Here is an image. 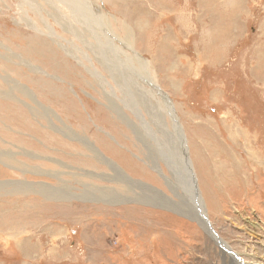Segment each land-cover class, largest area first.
<instances>
[{
	"label": "rangeland",
	"instance_id": "1",
	"mask_svg": "<svg viewBox=\"0 0 264 264\" xmlns=\"http://www.w3.org/2000/svg\"><path fill=\"white\" fill-rule=\"evenodd\" d=\"M263 233L264 0H0V264L248 262Z\"/></svg>",
	"mask_w": 264,
	"mask_h": 264
},
{
	"label": "bare ground",
	"instance_id": "2",
	"mask_svg": "<svg viewBox=\"0 0 264 264\" xmlns=\"http://www.w3.org/2000/svg\"><path fill=\"white\" fill-rule=\"evenodd\" d=\"M139 60V59H138ZM142 62V61H141ZM245 75V74H244ZM147 77V76H146ZM145 78V77H144ZM147 79H148V83H149V85L152 87L151 89H149V90H151V91H155V86H154V84L152 83V81H151V79L149 78V76L147 77ZM146 79V80H147ZM132 80L133 81H136L137 82V78L135 77L134 79L132 78ZM139 86L141 87V84L139 83ZM154 87V88H153ZM142 88L144 89V87H143V85H142ZM157 90V92H158V94H159V90L158 89H156ZM147 91V90H146ZM143 96V95H142ZM162 96H163V94H162ZM144 97L145 98H147V99H149L147 96H145V94H144ZM163 98L166 100V102L168 103V99H167V97L164 95L163 96ZM144 100V99H143ZM149 106H146L147 107V114L150 116L149 118H150V120H151V123H154L153 122V119L151 118V116L152 117H155V119H156V121L159 123V124H163V122H164V120H163V115H162V112H163V110H162V107L160 106V103H159V101H156V98L155 99H149ZM148 102V101H147ZM169 104V103H168ZM156 110V112H150V111H152V110ZM141 118V117H140ZM139 118V119H140ZM171 120H173L174 121V118H170ZM208 121V120H207ZM144 123V122H143ZM148 124H149V122H148ZM147 124V125H148ZM233 126V125H232ZM148 127H149V129L151 128L149 125H148ZM232 128V127H231ZM240 128V127H239ZM151 130H152V128H151ZM233 130V129H232ZM177 134H181L180 132H179V130H178V128H177ZM234 131V130H233ZM240 135V134H239ZM247 135V134H246ZM246 138H247V136H246ZM234 139V138H233ZM248 139V138H247ZM182 140H183V137H180V144L181 145H183L184 146V149H185V146H186V144L184 143V140H183V142H182ZM233 141V140H232ZM151 143V142H150ZM170 145V144H169ZM252 145V144H251ZM250 145V146H251ZM249 146V147H250ZM165 147V146H164ZM167 147H168V145H167ZM169 148V147H168ZM252 148V147H251ZM251 148H249V150L251 149ZM186 150V149H185ZM186 152V151H185ZM250 153L249 154H252V153H254V151H253V149L251 150V151H249ZM255 154H257V153H255ZM163 155V154H162ZM169 155V154H168ZM173 155V154H172ZM164 156V155H163ZM174 157V159L175 160H173L170 156H168L167 157V160H173L174 162H177V157L176 156H173ZM184 157H185V155H184ZM251 158V157H250ZM253 158H254V156H253ZM253 160H255V159H253ZM219 163V162H218ZM188 164H189V161H188ZM175 165V164H174ZM190 166V165H189ZM213 167V166H212ZM215 167H217V166H215ZM181 169V168H180ZM213 169V168H212ZM220 170V169H219ZM172 171V170H171ZM181 171V170H180ZM183 171V170H182ZM221 172V171H220ZM223 172H225V171H223ZM175 173V172H174ZM216 173V172H215ZM218 173H219V171H218ZM228 173V172H227ZM172 174V173H171ZM220 174V173H219ZM174 175H176V174H174ZM227 175V174H226ZM221 176V175H220ZM217 177V176H216ZM222 177V176H221ZM173 178V177H172ZM224 178V177H223ZM226 178V177H225ZM222 180V179H221ZM177 181V180H176ZM184 181H185V179H184ZM225 181V180H224ZM223 181V182H224ZM193 193H194V195L196 196L195 198H194V202L197 204V208L199 209V215H200V218H201V220L205 223V225L203 224V222H201V224L207 229V231H208V233L212 236V237H217V236H215V235H217L216 234V232L214 231V229L212 228V225H211V223H210V226L209 225H207L206 224V218H205V213H204V207H203V203H202V201H201V197L197 194V190L195 191V184H194V181H193ZM184 191V190H183ZM185 192V191H184ZM199 193V192H198ZM198 203H199V205H198ZM211 232V233H210ZM264 234V233H263ZM254 235H255V233H254ZM257 236H260V235H257ZM262 238V237H261ZM219 245H223L224 247L222 248L223 249V251L226 253V252H228V254H229V257H231L230 258V264H233V263H236L237 264V261L235 260V259H233V257H232V254H233V250L231 249V247H229V244L227 243V242H225L226 243V245H225V243L222 241V240H220V239H217V240H215ZM262 242V241H261ZM225 248V249H224ZM240 254V253H239ZM226 256V255H225ZM227 257V256H226ZM240 257V256H239ZM241 261L243 262V264H264V260L263 259H260L259 258V256H257V258L256 259H253V257H252V260H249L248 262H246V261H244L243 260V257H242V259H241Z\"/></svg>",
	"mask_w": 264,
	"mask_h": 264
},
{
	"label": "water",
	"instance_id": "3",
	"mask_svg": "<svg viewBox=\"0 0 264 264\" xmlns=\"http://www.w3.org/2000/svg\"><path fill=\"white\" fill-rule=\"evenodd\" d=\"M157 89L160 91V89L158 87H157ZM161 92H163V91H161ZM169 104H170L169 107L172 108V105H171L170 101H169ZM168 115H170V114H168ZM172 128H173V130L175 132V135L173 136V141H174V143H173V147H174V151H173L174 154H173V156H176L177 157V162L176 163H178L180 165V167L182 168V170H183V174H184L183 176H184V179H185L186 184L187 185H191V187L193 188V184L192 183L194 181L195 174H194V172H193V170L191 168V165L188 164V154H187V151L185 150L186 147L184 149V146L180 144V137H183V135H182L180 126L178 125V122L177 121L176 122H172ZM176 128H179L178 130H179V132L181 134H177L176 133ZM184 154H185V157H184ZM193 176H194V178H193ZM162 177L165 178V180H167V183L168 184L170 183V179H167L164 175H162ZM195 186L197 188V183H195ZM197 190H198V188H197ZM195 197L196 196L194 195V198ZM205 218H206V216H205ZM206 220H207V218H206ZM206 224L210 226V223H209L208 220L206 221Z\"/></svg>",
	"mask_w": 264,
	"mask_h": 264
},
{
	"label": "trees",
	"instance_id": "4",
	"mask_svg": "<svg viewBox=\"0 0 264 264\" xmlns=\"http://www.w3.org/2000/svg\"><path fill=\"white\" fill-rule=\"evenodd\" d=\"M239 83H241L240 81H238ZM244 87V86H243ZM244 92L247 94L248 93V90H244ZM240 94L241 95H243L244 93H243V88H242V91H240ZM248 95V94H247ZM248 97V96H247ZM78 109H79V106H78ZM255 109L253 108V113L255 114V111H254ZM79 112L81 113L80 115L84 118V120H85V116H84V114H83V112L79 109ZM7 260V259H6Z\"/></svg>",
	"mask_w": 264,
	"mask_h": 264
}]
</instances>
